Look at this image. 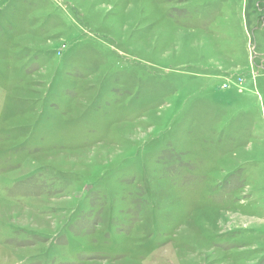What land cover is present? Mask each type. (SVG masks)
<instances>
[{
    "label": "rangeland",
    "instance_id": "374dc122",
    "mask_svg": "<svg viewBox=\"0 0 264 264\" xmlns=\"http://www.w3.org/2000/svg\"><path fill=\"white\" fill-rule=\"evenodd\" d=\"M0 264H264V0H0Z\"/></svg>",
    "mask_w": 264,
    "mask_h": 264
}]
</instances>
